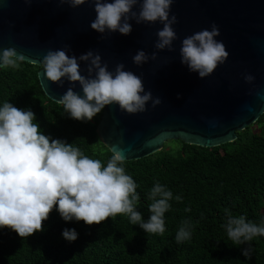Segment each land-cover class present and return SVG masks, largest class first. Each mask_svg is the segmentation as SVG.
I'll list each match as a JSON object with an SVG mask.
<instances>
[{"label":"water","instance_id":"95a60500","mask_svg":"<svg viewBox=\"0 0 264 264\" xmlns=\"http://www.w3.org/2000/svg\"><path fill=\"white\" fill-rule=\"evenodd\" d=\"M133 10L139 11V4ZM170 15L177 17L178 38L174 51H161L155 48L159 21L132 20L128 35L101 34L90 27L94 3L72 8L59 0H0V53L15 48L24 55L20 62L37 71L43 94L57 104L69 87L84 94L78 82L73 86L63 78L61 86L46 79L42 62L49 50H67L77 58L92 50L109 71L123 63L140 77L145 91L162 103L153 108L149 102L137 114L108 105L96 125L101 144L112 155L121 152L124 163H146L163 150H225L264 113V0H174ZM213 23L229 57L201 78L181 63L180 48L185 37L211 30ZM138 50L157 52L158 58L137 66L132 57ZM80 68L87 76V64L81 61ZM246 74L255 77L252 83Z\"/></svg>","mask_w":264,"mask_h":264},{"label":"clouds","instance_id":"9594fccd","mask_svg":"<svg viewBox=\"0 0 264 264\" xmlns=\"http://www.w3.org/2000/svg\"><path fill=\"white\" fill-rule=\"evenodd\" d=\"M86 2L94 3L96 18L90 27L95 31L128 35L132 32V20L137 24L159 21L163 27L156 33L155 48L175 50L173 42L178 37L173 25L178 21L175 15H170L174 0H59L72 8ZM138 4L139 11H134ZM219 35L220 30L213 23L211 30L203 29L185 37L180 48L181 63L201 78L210 76L229 57L225 44L216 39ZM157 58V52L149 56L144 50H138L132 57L137 66ZM24 60L25 56L18 54L15 48L3 49L0 53V66L5 68H17L18 61ZM81 61L87 64V76L81 74ZM42 64L47 80L63 86L62 79L66 78L73 86L77 82L81 86L83 96L69 87L57 100L75 120L91 121L112 104H118L121 111L128 114H137L145 112L149 102L153 108L162 103L150 90L145 91L143 80L126 71L123 63L117 64L114 72L109 71L101 56L92 50L78 58L70 57L67 50H49ZM244 79L252 83L255 77L246 74ZM34 119L31 110L18 109L8 101L0 107V228H11L22 238L29 237L43 230V222L58 205L65 221L75 219L93 225L127 214L130 222L138 224L146 233H164V215L173 199L170 190L159 183L150 190L151 215L144 222L142 214L136 210L140 200L138 186L120 166L125 160L121 152L115 151L103 167L99 159L89 158L78 147L42 134ZM175 199L181 201L182 197L177 195ZM225 211L227 219L223 227L234 244L242 245L254 237L264 236V225L258 226L243 215L233 216ZM192 227L189 220L182 221L176 241L190 240ZM62 235L69 242L78 238L74 228H65ZM251 252L249 244L243 255L250 258Z\"/></svg>","mask_w":264,"mask_h":264},{"label":"trees","instance_id":"16d2710c","mask_svg":"<svg viewBox=\"0 0 264 264\" xmlns=\"http://www.w3.org/2000/svg\"><path fill=\"white\" fill-rule=\"evenodd\" d=\"M18 64L0 68V107L8 101L31 110L42 134L78 147L106 167L112 154L96 134L102 112L91 121L71 118L61 104L45 97L37 71ZM254 126L255 132L251 127L225 150H163L146 163L120 165L138 186L136 210L144 222L151 215L148 193L155 184L173 193L162 235L146 233L127 214L93 225L65 221L56 205L43 230L29 237L0 228V264H264V236L236 245L223 227L225 210L264 225V113ZM185 219L193 225L191 239L178 243L175 236ZM65 228H74L78 238L64 239ZM249 244L250 258L243 255Z\"/></svg>","mask_w":264,"mask_h":264},{"label":"rangeland","instance_id":"374dc122","mask_svg":"<svg viewBox=\"0 0 264 264\" xmlns=\"http://www.w3.org/2000/svg\"><path fill=\"white\" fill-rule=\"evenodd\" d=\"M251 131L252 132H255L256 131V127L254 125L252 126Z\"/></svg>","mask_w":264,"mask_h":264}]
</instances>
